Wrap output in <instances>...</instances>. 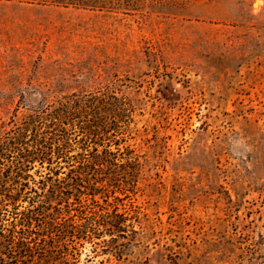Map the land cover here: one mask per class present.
I'll return each instance as SVG.
<instances>
[{
	"label": "rangeland",
	"instance_id": "rangeland-1",
	"mask_svg": "<svg viewBox=\"0 0 264 264\" xmlns=\"http://www.w3.org/2000/svg\"><path fill=\"white\" fill-rule=\"evenodd\" d=\"M111 1L0 0L1 172L17 156L3 141L28 117L73 94L114 93L131 108L97 150L137 160L132 191L107 200L125 233L69 243L67 263L264 264V0ZM54 168L34 162L23 183L38 189ZM32 257L15 264L52 260Z\"/></svg>",
	"mask_w": 264,
	"mask_h": 264
},
{
	"label": "trees",
	"instance_id": "trees-1",
	"mask_svg": "<svg viewBox=\"0 0 264 264\" xmlns=\"http://www.w3.org/2000/svg\"><path fill=\"white\" fill-rule=\"evenodd\" d=\"M7 1L97 10L114 4L111 0ZM56 104L9 131L1 146L2 152L17 156L13 173L0 170V264H15L17 259L35 254L37 260L52 258L49 264H68L69 243L104 235L109 236L107 243H114L124 236L126 217L107 200L113 197L117 201L116 192L132 191L138 163L127 149L111 151L105 144L98 152L97 146L104 143L102 137L118 133L117 124L128 117L129 102L114 93H102L83 97L73 94ZM78 135L82 136L79 141L75 138ZM91 143L94 148L89 152ZM75 148L79 152L72 155ZM34 162L41 167L46 163L47 168L54 164L55 168L40 177L38 189L29 190L23 181L30 175L24 172ZM61 164H66V173L60 172ZM125 167L130 171L125 172ZM97 195L112 208L111 212L99 206ZM27 200L28 207L17 212V204Z\"/></svg>",
	"mask_w": 264,
	"mask_h": 264
},
{
	"label": "bare ground",
	"instance_id": "bare-ground-1",
	"mask_svg": "<svg viewBox=\"0 0 264 264\" xmlns=\"http://www.w3.org/2000/svg\"><path fill=\"white\" fill-rule=\"evenodd\" d=\"M255 6H258V1L256 2Z\"/></svg>",
	"mask_w": 264,
	"mask_h": 264
}]
</instances>
